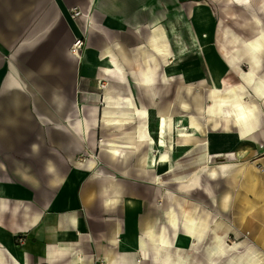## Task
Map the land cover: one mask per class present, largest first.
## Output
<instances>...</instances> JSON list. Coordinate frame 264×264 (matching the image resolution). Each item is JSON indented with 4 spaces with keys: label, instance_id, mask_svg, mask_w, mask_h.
Wrapping results in <instances>:
<instances>
[{
    "label": "crops",
    "instance_id": "obj_1",
    "mask_svg": "<svg viewBox=\"0 0 264 264\" xmlns=\"http://www.w3.org/2000/svg\"><path fill=\"white\" fill-rule=\"evenodd\" d=\"M181 1L0 0V264H165V255L199 254L186 225L178 239L164 234L165 22ZM76 6L86 16L72 17ZM75 37L79 56L69 52ZM175 122L185 146L191 135ZM189 122L200 129L194 115ZM237 169L201 161L177 189L186 195L201 176L231 180ZM204 187L209 210L229 218L230 192Z\"/></svg>",
    "mask_w": 264,
    "mask_h": 264
},
{
    "label": "rangeland",
    "instance_id": "obj_2",
    "mask_svg": "<svg viewBox=\"0 0 264 264\" xmlns=\"http://www.w3.org/2000/svg\"><path fill=\"white\" fill-rule=\"evenodd\" d=\"M228 2L182 0L180 15L165 22V120L170 128L164 133V234L178 239L187 228L199 252L186 259L182 253L171 260L165 255V264H264V160L255 161L264 157V101L257 92L258 87L264 88V0ZM238 100L250 108L249 116L235 124L241 129L231 128L235 126L231 121L215 127L208 115H232ZM197 103L202 108L200 118ZM190 115L200 129L190 127ZM177 118L183 120V132L191 135L185 146L176 145L180 143ZM150 120L149 133L156 140L157 121ZM242 126L254 128L247 132ZM245 132L249 140L243 141ZM201 161L208 165L231 162L238 169L231 180L209 181L203 175L198 189L179 193V181L186 182ZM258 162L262 169L257 168ZM206 184L218 196L230 192L229 218L218 209L209 210ZM211 221L212 231L205 227ZM190 223L201 224L200 236L189 229Z\"/></svg>",
    "mask_w": 264,
    "mask_h": 264
},
{
    "label": "bare ground",
    "instance_id": "obj_3",
    "mask_svg": "<svg viewBox=\"0 0 264 264\" xmlns=\"http://www.w3.org/2000/svg\"><path fill=\"white\" fill-rule=\"evenodd\" d=\"M228 1L232 2V0H228ZM257 92H259L258 95H260L261 100L264 101V88L258 87L257 88ZM235 104L237 105L238 110H237V112H234V114H232V115L230 113H218L219 115L216 116V112L215 113L212 112V113H210L208 115V117L213 121V124H214L215 127H219L221 125V123H225V125H228V124H230V121L234 122V125H235L239 121H244L249 116L250 108L245 107L242 104L241 100L240 101L239 100L236 101ZM198 110H200V111L202 110L201 106L198 107ZM180 129H186V128L185 127H181ZM182 140H183V142H182L183 145H186L189 142V138H187V137L182 138ZM169 221L172 222V219H170ZM194 224L195 223H190L189 224V229L193 230V232L197 231L196 232L197 235L200 236L201 229L199 228V226H201V224H197L196 226Z\"/></svg>",
    "mask_w": 264,
    "mask_h": 264
},
{
    "label": "built area",
    "instance_id": "obj_4",
    "mask_svg": "<svg viewBox=\"0 0 264 264\" xmlns=\"http://www.w3.org/2000/svg\"><path fill=\"white\" fill-rule=\"evenodd\" d=\"M71 16L72 17H77V16H86L85 13H83L81 11L80 8L78 7H73L71 8ZM83 44H84V40L83 38L81 37H75L73 42L71 43V45L69 46V52L71 54H74L75 56H79L80 52H81V49L83 47ZM257 168L258 169H262V165L261 164H257ZM22 241V238L20 237L19 239V243Z\"/></svg>",
    "mask_w": 264,
    "mask_h": 264
}]
</instances>
